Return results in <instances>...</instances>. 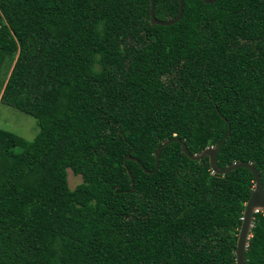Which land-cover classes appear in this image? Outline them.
<instances>
[{
    "label": "trees",
    "instance_id": "obj_1",
    "mask_svg": "<svg viewBox=\"0 0 264 264\" xmlns=\"http://www.w3.org/2000/svg\"><path fill=\"white\" fill-rule=\"evenodd\" d=\"M0 0V264H235L254 177L264 190V0ZM178 0H155L172 20ZM229 134L224 139L227 130ZM224 139V141H223ZM81 176L71 190L67 170ZM245 264H264V212Z\"/></svg>",
    "mask_w": 264,
    "mask_h": 264
},
{
    "label": "water",
    "instance_id": "obj_2",
    "mask_svg": "<svg viewBox=\"0 0 264 264\" xmlns=\"http://www.w3.org/2000/svg\"><path fill=\"white\" fill-rule=\"evenodd\" d=\"M178 1H179V9H178L176 17L172 20L160 21L155 17V0H150V9H149L150 24L152 26L157 25L161 27H168V26H172L178 23L183 15L184 0H178ZM201 1L204 4H214L217 0H201ZM228 134H229V128L227 130V133L224 139H226ZM175 142L180 144L181 152L184 154V156L189 158L191 161H201L207 158L210 170L214 174L225 175L233 170L240 169V168L248 169L252 173L254 177V187H253V191L249 199L244 204L241 223H240L237 240H236L235 251H234L235 264H245V251H246L247 242L250 237V232H251L252 225H253V216L257 212H264V190H263V185H262V181L259 176V173L253 167V165H251L250 163H245V162H235L229 166H226L225 168H219L217 166V155H218L219 145L214 148L213 147L206 148L199 154L191 155L186 145L179 139L167 140L163 142L157 148L154 154L155 166L152 172L146 170L137 159L131 158L129 155L126 156L124 160H132L136 162L144 170L145 173L155 174L158 170L159 156H160L162 149L165 146L171 143H175Z\"/></svg>",
    "mask_w": 264,
    "mask_h": 264
},
{
    "label": "rangeland",
    "instance_id": "obj_3",
    "mask_svg": "<svg viewBox=\"0 0 264 264\" xmlns=\"http://www.w3.org/2000/svg\"><path fill=\"white\" fill-rule=\"evenodd\" d=\"M0 75V84L3 80ZM0 129L14 133L27 141L34 139L38 133L36 120L10 107L0 105ZM68 186L71 190L82 182L81 176L73 175L70 169L67 170Z\"/></svg>",
    "mask_w": 264,
    "mask_h": 264
}]
</instances>
